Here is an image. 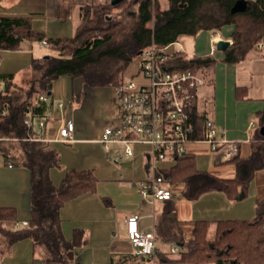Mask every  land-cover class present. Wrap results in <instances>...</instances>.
I'll return each mask as SVG.
<instances>
[{
	"label": "trees",
	"instance_id": "obj_1",
	"mask_svg": "<svg viewBox=\"0 0 264 264\" xmlns=\"http://www.w3.org/2000/svg\"><path fill=\"white\" fill-rule=\"evenodd\" d=\"M158 0L110 1L82 8V23L72 37L49 38L35 30L31 19L0 17V50H18L24 40H47L49 57L35 58L27 87L16 86L13 74H0V153L6 162L28 168L32 175V218L27 227L17 228L16 212L0 208V252L26 239L33 242L46 263L74 264L75 251L88 243L84 230L75 229L67 240L62 230L61 209L75 198L97 191L98 179L91 170L66 172L60 186L51 178L60 169L59 152L38 130L39 120L47 118L49 104L40 99L52 93L55 82L63 76L81 79L87 87L114 88L125 80V73L138 55L151 44L168 46L181 36H196L204 31L233 26V44L225 52L224 61L236 64L264 39V0H246L244 11L235 12L239 0H167L169 6L158 13L153 9ZM121 11L113 16L114 10ZM181 68L201 72L211 82L216 59L176 54ZM210 81H209V80ZM197 136L206 119L193 107ZM28 119L31 121L28 122ZM264 121V117H262ZM234 179H221L197 168L194 157L185 153L176 158L166 176L185 185L184 197L196 200L204 193L221 191L233 200L246 196L257 170L264 166V144H257L248 159L236 157ZM257 219L196 221L192 238L171 234L165 241L180 246L176 258L163 253L174 264H264V202L259 204ZM169 219H172L169 216ZM181 230V229H178ZM136 259L144 256H134ZM172 257H174L172 255Z\"/></svg>",
	"mask_w": 264,
	"mask_h": 264
},
{
	"label": "crops",
	"instance_id": "obj_2",
	"mask_svg": "<svg viewBox=\"0 0 264 264\" xmlns=\"http://www.w3.org/2000/svg\"><path fill=\"white\" fill-rule=\"evenodd\" d=\"M103 1L107 0H1L0 17L29 18L33 28L45 32L49 38L72 37L82 23V8ZM68 31L73 33L63 36ZM232 31L233 26H226L196 36L184 35L171 47L189 59L209 56L216 59L212 81L200 88L197 106L206 119L215 121L219 131L226 130L227 142L213 151L209 142L193 141L187 153L194 157L200 171L221 179H234L237 174L234 159H248L257 144H264V49L250 50L236 64L226 63L225 52L218 51L216 45L221 39L233 43ZM28 41L33 44L24 40L21 47ZM36 47L38 51L47 48L41 42ZM47 54L44 51L33 59ZM0 74L15 76L16 71L0 65ZM48 96L50 108L43 137L59 152L62 165L51 171L53 183L60 186L66 172L72 169L91 170L98 179L95 193L70 200L60 212L67 240L73 238L75 229L84 230L88 237V243L76 249L74 264H174L161 256L170 253V242L165 240L174 232L189 240L196 221L213 222L215 229L219 221H253L263 210L259 204L264 202V166L255 172L242 199L233 200L224 192L210 191L189 200L183 194L185 185L173 181L171 200L153 205L137 191L138 183L151 175L148 147L135 145L133 157L115 162L102 143L105 128L117 123L113 88L87 87L80 78L63 76ZM68 119L75 123L74 140L62 142L60 129ZM219 138H223L220 132ZM163 164L157 162L156 166L168 171L170 168ZM172 164L171 168L175 163ZM31 184V171L14 161L6 162L0 153V208L14 209L20 225L32 218ZM135 214L146 216L147 223L156 229L154 259L134 257L137 255L126 235V221ZM40 251L34 249L30 239L22 240L7 252H0V264H49Z\"/></svg>",
	"mask_w": 264,
	"mask_h": 264
},
{
	"label": "built area",
	"instance_id": "obj_3",
	"mask_svg": "<svg viewBox=\"0 0 264 264\" xmlns=\"http://www.w3.org/2000/svg\"><path fill=\"white\" fill-rule=\"evenodd\" d=\"M41 44L49 46L47 40ZM172 45L151 44L145 48L136 59L143 81L139 83L134 78L125 79L120 86L113 88L117 123L105 128L102 140L106 152L115 162L133 157L135 145L148 147L151 175L138 183L137 191L153 205L157 201L171 200L173 196L174 182L163 169L156 166L157 162H175L177 157L187 153V147L193 141H207L213 151L227 142L224 138L226 130L219 131L212 119L203 121L201 137L197 136L193 107L198 100L200 88L205 86L207 80L199 71L181 68L176 54L183 52L171 51ZM257 47L264 49V39ZM185 58L189 59L187 56ZM2 88L3 82L0 79V90ZM40 99L50 101L48 95ZM58 106L62 108L63 104L59 103ZM38 120L41 130L39 137H42L46 119ZM74 132L75 123L68 119L60 129V140L72 142ZM219 132L223 138H219ZM9 167H13V164L9 163ZM28 225V222L16 224L17 228ZM126 235L136 255L153 259L156 257V229L147 223L146 216L135 214L129 217L126 221ZM169 246L170 254H179L180 246L177 242L171 241Z\"/></svg>",
	"mask_w": 264,
	"mask_h": 264
},
{
	"label": "rangeland",
	"instance_id": "obj_4",
	"mask_svg": "<svg viewBox=\"0 0 264 264\" xmlns=\"http://www.w3.org/2000/svg\"><path fill=\"white\" fill-rule=\"evenodd\" d=\"M168 6H169V3L167 0H158L154 6L153 11H154V13H158L160 10L165 9ZM120 11H121V9H118V10L116 9L112 12V15L116 16ZM60 33L62 35V32H60ZM72 33L73 32L68 31L63 36H66V35L70 36ZM31 43L28 41V42H25L22 45V47H20L21 49L5 50V51H2L0 53V65L2 66V68L3 69H11V71H16V75H15L16 76V80H15L16 86L27 87V83L32 77L30 66L32 64L33 57H37L39 55V53L41 54L44 51L46 53L47 52L51 53V50L48 47L44 50H41V51H38L37 49H35L36 45L40 42L34 41L33 44H31ZM32 46L34 47V49L31 48ZM255 48H257V47L255 46ZM171 51H172V49H171ZM55 54H57V53H55ZM139 69H140V65L135 60L129 66V68L126 70L125 79L129 80V79L134 78L136 82H139V83L142 82L143 81V74L139 73ZM17 71H19V72H17ZM63 80H67V79L65 78ZM163 162H164L163 165L167 168H171V166L173 165L172 164L173 162H171L169 160H166ZM0 246L3 247L2 244H0ZM177 255H173V256L177 257Z\"/></svg>",
	"mask_w": 264,
	"mask_h": 264
},
{
	"label": "water",
	"instance_id": "obj_5",
	"mask_svg": "<svg viewBox=\"0 0 264 264\" xmlns=\"http://www.w3.org/2000/svg\"><path fill=\"white\" fill-rule=\"evenodd\" d=\"M123 0H111V3L113 5L115 4H118L120 2H122ZM246 8V0H239L236 2L235 6H234V11L235 12H239V11H244ZM232 41L230 40H224V39H221L217 45H216V48L218 51H221V52H226L230 46L232 45ZM45 57H49L48 55H46ZM262 133L264 135V128L262 129Z\"/></svg>",
	"mask_w": 264,
	"mask_h": 264
}]
</instances>
